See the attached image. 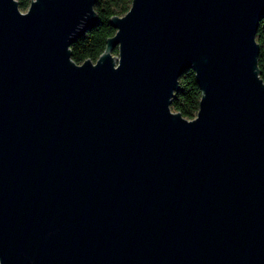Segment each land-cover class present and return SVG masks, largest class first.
I'll return each instance as SVG.
<instances>
[{
  "label": "water",
  "instance_id": "water-1",
  "mask_svg": "<svg viewBox=\"0 0 264 264\" xmlns=\"http://www.w3.org/2000/svg\"><path fill=\"white\" fill-rule=\"evenodd\" d=\"M93 1L0 0V264H264V0Z\"/></svg>",
  "mask_w": 264,
  "mask_h": 264
},
{
  "label": "trees",
  "instance_id": "trees-1",
  "mask_svg": "<svg viewBox=\"0 0 264 264\" xmlns=\"http://www.w3.org/2000/svg\"><path fill=\"white\" fill-rule=\"evenodd\" d=\"M16 1L19 8H25L29 2V0ZM129 3L130 0H94L93 9L97 20L69 43L70 58L77 63L85 58L95 60L105 47L106 37H109L115 29L108 20L109 16L121 15L126 11ZM255 36L260 45L257 65L259 74L264 80V14L261 15ZM111 52L115 54L116 47H113ZM201 94V88L192 68L185 67L178 75V87L171 95L169 107L179 111L186 118H191L197 112Z\"/></svg>",
  "mask_w": 264,
  "mask_h": 264
},
{
  "label": "rangeland",
  "instance_id": "rangeland-1",
  "mask_svg": "<svg viewBox=\"0 0 264 264\" xmlns=\"http://www.w3.org/2000/svg\"><path fill=\"white\" fill-rule=\"evenodd\" d=\"M20 10H25L26 9V7L25 8H19ZM112 53V52H111ZM112 54H114V53H112ZM171 109V108H170ZM171 110H173V109H171Z\"/></svg>",
  "mask_w": 264,
  "mask_h": 264
}]
</instances>
